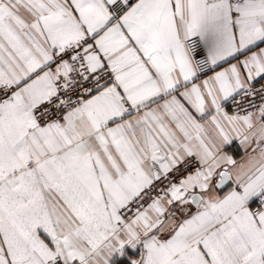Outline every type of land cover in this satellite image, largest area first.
<instances>
[{"label":"snow or ice","instance_id":"1","mask_svg":"<svg viewBox=\"0 0 264 264\" xmlns=\"http://www.w3.org/2000/svg\"><path fill=\"white\" fill-rule=\"evenodd\" d=\"M0 264H264V0H0Z\"/></svg>","mask_w":264,"mask_h":264},{"label":"crops","instance_id":"2","mask_svg":"<svg viewBox=\"0 0 264 264\" xmlns=\"http://www.w3.org/2000/svg\"><path fill=\"white\" fill-rule=\"evenodd\" d=\"M238 159H239V157H238Z\"/></svg>","mask_w":264,"mask_h":264}]
</instances>
